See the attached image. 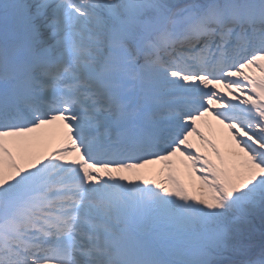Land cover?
Here are the masks:
<instances>
[{
  "label": "snow or ice",
  "instance_id": "snow-or-ice-1",
  "mask_svg": "<svg viewBox=\"0 0 264 264\" xmlns=\"http://www.w3.org/2000/svg\"><path fill=\"white\" fill-rule=\"evenodd\" d=\"M0 264H264V0H0Z\"/></svg>",
  "mask_w": 264,
  "mask_h": 264
},
{
  "label": "bare ground",
  "instance_id": "bare-ground-1",
  "mask_svg": "<svg viewBox=\"0 0 264 264\" xmlns=\"http://www.w3.org/2000/svg\"><path fill=\"white\" fill-rule=\"evenodd\" d=\"M213 123H215V122H213Z\"/></svg>",
  "mask_w": 264,
  "mask_h": 264
}]
</instances>
